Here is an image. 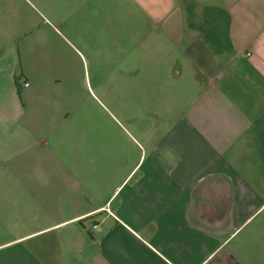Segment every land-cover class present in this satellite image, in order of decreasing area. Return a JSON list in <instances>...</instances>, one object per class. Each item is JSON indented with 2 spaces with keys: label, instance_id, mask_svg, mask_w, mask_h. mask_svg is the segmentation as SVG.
Wrapping results in <instances>:
<instances>
[{
  "label": "crops",
  "instance_id": "1",
  "mask_svg": "<svg viewBox=\"0 0 264 264\" xmlns=\"http://www.w3.org/2000/svg\"><path fill=\"white\" fill-rule=\"evenodd\" d=\"M0 264H264V0H0Z\"/></svg>",
  "mask_w": 264,
  "mask_h": 264
},
{
  "label": "rangeland",
  "instance_id": "2",
  "mask_svg": "<svg viewBox=\"0 0 264 264\" xmlns=\"http://www.w3.org/2000/svg\"><path fill=\"white\" fill-rule=\"evenodd\" d=\"M45 27H41L39 35ZM36 31L33 32V34ZM59 50H62L64 55L68 54L69 59L53 58V67L59 74L74 73L79 79L77 90L80 91V118L84 121L86 119L92 120L93 124H101L109 127L111 130H119L122 126H126V114L128 105L121 98L110 97L103 93L102 90L97 88L96 81L99 78V73L103 71L101 66L96 67V53L94 52V59L91 60H79L78 57L73 55V52L77 53L79 48L76 41L69 40L60 42ZM73 51V52H72ZM82 51V50H81ZM66 53V54H65ZM29 56V55H28ZM58 70V71H57ZM13 82V81H12ZM8 83L3 82L4 92L1 94L4 96L12 85L6 86ZM107 85V81L103 83V88ZM137 108L135 107L134 110ZM89 117V118H88Z\"/></svg>",
  "mask_w": 264,
  "mask_h": 264
},
{
  "label": "built area",
  "instance_id": "3",
  "mask_svg": "<svg viewBox=\"0 0 264 264\" xmlns=\"http://www.w3.org/2000/svg\"><path fill=\"white\" fill-rule=\"evenodd\" d=\"M246 56H247V57H249L250 55H249V54H247ZM28 86H29V84H28V83H24V84H23V87H28ZM92 228H93V230H96V229H97V227H96V226H93Z\"/></svg>",
  "mask_w": 264,
  "mask_h": 264
},
{
  "label": "trees",
  "instance_id": "4",
  "mask_svg": "<svg viewBox=\"0 0 264 264\" xmlns=\"http://www.w3.org/2000/svg\"><path fill=\"white\" fill-rule=\"evenodd\" d=\"M16 87H17V90H16L17 96L20 98V95H19L20 86L18 83H16Z\"/></svg>",
  "mask_w": 264,
  "mask_h": 264
}]
</instances>
